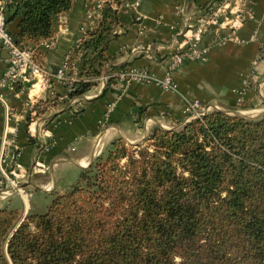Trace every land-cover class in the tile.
I'll list each match as a JSON object with an SVG mask.
<instances>
[{
  "label": "trees",
  "instance_id": "obj_1",
  "mask_svg": "<svg viewBox=\"0 0 264 264\" xmlns=\"http://www.w3.org/2000/svg\"><path fill=\"white\" fill-rule=\"evenodd\" d=\"M101 1L96 26L68 57L73 99L106 73L125 27L123 0ZM72 4L12 0L4 14L8 26L22 18L23 47L53 38ZM127 147L114 142L44 214L0 209V264H264V116L215 110Z\"/></svg>",
  "mask_w": 264,
  "mask_h": 264
},
{
  "label": "crops",
  "instance_id": "obj_2",
  "mask_svg": "<svg viewBox=\"0 0 264 264\" xmlns=\"http://www.w3.org/2000/svg\"><path fill=\"white\" fill-rule=\"evenodd\" d=\"M100 1L73 0L71 11L55 18L54 37L30 45L44 78L13 91L0 86V209L17 211L22 218L46 213L114 142H140L158 127L180 130L187 123L188 102L248 119L264 116V0L246 1L252 15L237 33L241 43L212 46L205 61H186L173 73L180 94L157 83L126 85L120 75L136 68L164 78L183 45L184 23L216 0H141L138 8L139 0H123L125 27L107 50L110 82L100 77L83 97H70V87L56 75L86 31L96 26ZM213 38L210 33L204 43L212 45ZM8 59L0 49V78ZM82 66L78 61L76 75Z\"/></svg>",
  "mask_w": 264,
  "mask_h": 264
},
{
  "label": "built area",
  "instance_id": "obj_3",
  "mask_svg": "<svg viewBox=\"0 0 264 264\" xmlns=\"http://www.w3.org/2000/svg\"><path fill=\"white\" fill-rule=\"evenodd\" d=\"M12 0H0V49L9 54L7 68L0 78V86L14 90L17 85H32L38 77H45L41 65L38 63L37 51L30 45L21 46L16 42L6 22L4 9ZM247 0H216L205 7L198 14L188 17L185 28L180 32L183 44L180 50L173 55L172 62L164 78L158 79L154 75L143 70L131 68L121 73L120 78L126 85L132 82L157 83L162 90L173 94H180L178 85L173 80V73L179 70L186 61H205L212 46H224L229 43H241L238 38V31L244 26L250 17L247 11ZM141 0L134 4V7L140 6ZM102 1L98 3L97 8L100 11ZM252 15V14H251ZM193 23V26L192 24ZM188 25V26H187ZM212 33L213 44L207 45L204 39ZM254 38V37H253ZM48 43L49 40H43L40 43ZM68 59L64 64V69L56 75L59 81H65L69 86V78L66 76L68 71ZM104 83L110 82V75L104 74L102 77ZM210 106H204L199 101L188 102L184 113L187 116V123L195 118H200L207 113L215 111ZM75 113H81L78 108ZM7 142L4 136L3 146ZM2 146V147H3ZM3 150V148H2ZM3 176L8 179V173L1 168Z\"/></svg>",
  "mask_w": 264,
  "mask_h": 264
},
{
  "label": "rangeland",
  "instance_id": "obj_4",
  "mask_svg": "<svg viewBox=\"0 0 264 264\" xmlns=\"http://www.w3.org/2000/svg\"><path fill=\"white\" fill-rule=\"evenodd\" d=\"M103 3V2H102ZM101 9V8H100ZM149 134L150 133H148V135L142 140V141H140V142H137V143H130V142H126L127 144H128V147L127 148H129V151L130 152H133L135 149H137L138 148V145H141V147H143L144 146V142L147 140V138H148V136H149ZM126 164V160H124L123 162H122V165H125ZM66 194V193H65ZM180 259L179 258H177L176 259V262L177 263H180ZM176 263V264H177Z\"/></svg>",
  "mask_w": 264,
  "mask_h": 264
},
{
  "label": "water",
  "instance_id": "obj_5",
  "mask_svg": "<svg viewBox=\"0 0 264 264\" xmlns=\"http://www.w3.org/2000/svg\"><path fill=\"white\" fill-rule=\"evenodd\" d=\"M21 20L22 18H18L8 26L9 31L15 36H18L21 34V29L19 28V24Z\"/></svg>",
  "mask_w": 264,
  "mask_h": 264
}]
</instances>
